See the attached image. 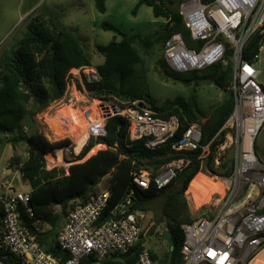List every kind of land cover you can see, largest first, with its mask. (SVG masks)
Listing matches in <instances>:
<instances>
[{"label": "built area", "instance_id": "built-area-1", "mask_svg": "<svg viewBox=\"0 0 264 264\" xmlns=\"http://www.w3.org/2000/svg\"><path fill=\"white\" fill-rule=\"evenodd\" d=\"M178 10L191 40L199 43L200 47H187L181 34L174 33L165 44V63L177 73L202 71L223 62L230 51L234 107L217 135L236 128L232 174L220 179L224 189L222 204L213 217H201L181 225V264H250L264 249V161L256 151V140L264 126V87L262 82H258L264 72L256 68L264 46V0H188ZM256 34L262 36L258 53L246 59V47ZM76 75L80 76L81 84L83 76L88 83L99 80L96 71H89L86 67L71 69L64 96L71 82L72 88L76 87ZM111 102L100 101L99 114L88 127V137L78 153L75 152L76 145H65L44 156L46 171L63 168L68 175L72 165L68 160L76 159L91 138L96 141L105 136V125L115 116L122 117L129 124L130 141L142 140L150 151L169 146L175 152L199 151V159L209 155L212 141L201 144L200 123L193 122L176 138L180 120L175 114L158 116L144 100L123 106ZM50 115L49 111L45 118L48 126L47 117ZM190 162L187 157L172 160L155 176L134 174L131 182L140 189H148L153 184L157 190H162ZM14 182L12 175L0 180V250L4 259L14 256L20 264H84L85 261L89 264H113V261L129 254L141 240L143 229L139 218L136 213L128 212L129 197L111 211L105 222L99 223L110 197L107 182L104 189L96 191L85 204L71 202L65 223L56 237L66 258H55L46 253L34 236L21 226V209L29 217H34L28 207L31 190H18ZM0 264L4 263L0 260ZM134 264L157 262L143 249Z\"/></svg>", "mask_w": 264, "mask_h": 264}, {"label": "trees", "instance_id": "trees-1", "mask_svg": "<svg viewBox=\"0 0 264 264\" xmlns=\"http://www.w3.org/2000/svg\"><path fill=\"white\" fill-rule=\"evenodd\" d=\"M104 2L105 0L95 2L100 13L105 12ZM140 4L150 7L154 17L163 18L165 25L148 35H122L119 41L113 40L105 46H97L96 51L104 57V62L94 68L99 80L88 83L83 76V86L91 98L113 101L120 106L124 104L118 101L119 98L129 102L144 100L149 104L132 85L137 79L136 67L141 64L140 52L160 43L165 47L174 33L181 34L187 47H200L199 43L191 40L178 8L166 5L160 0H139L132 14H136ZM101 27L119 33L109 23H102ZM261 37L256 34L249 41L245 50L246 59H251L258 53ZM229 56L230 51L227 53V57ZM225 60L205 69L209 80L221 89L228 86L226 82L230 81L233 71V66L228 65ZM82 67L93 69L79 39L63 29L52 15L48 18L41 15L29 17L15 49L0 58V133L8 135L9 142H24L28 154L20 166L17 159L11 158L12 166L19 169L22 181L31 187L28 207L34 217H29L21 209V226L34 236L46 253L65 259L66 255L56 241L61 214L54 212V208L59 207L65 214L71 202L80 201L85 204L96 193L94 189L98 183L107 176L110 197L99 223L105 222L111 216V211L124 203L127 197L131 203L128 206L129 213L146 212L150 202L164 198L161 213L167 220V229L172 235L174 247L169 264H180L183 243L180 227L195 221L187 210L184 193L205 161L199 159V151L175 152L169 146L150 151L145 148L142 140L130 141L129 124L122 117L115 116L107 121L105 136L96 139L95 145L102 144L105 149L95 152L100 145L95 148V145L86 146L75 160L80 161L88 153L95 152L94 155L83 162L72 164L69 174L66 175L63 168L46 171L44 156L57 147L68 145L69 141L50 143L42 133L27 135L22 129L24 120L33 124L38 113L63 98L68 72ZM167 68L169 69L168 66ZM167 68L164 70L165 74L168 73ZM83 86L77 81L79 90H83ZM233 107L234 98L230 91L229 97L213 110L205 123H201V144L212 141L206 158L209 167L213 165L216 149L224 141L225 132L217 134L231 116ZM151 109L161 117L175 114L179 118L180 128L176 138L197 121L181 100L166 104L159 110ZM181 157H187L190 164L164 189L157 190L153 184L148 189H140L132 184L134 174L149 173L155 176L168 162ZM232 163L233 160L231 165H227L224 176H231ZM36 221L47 223L51 229L46 232L38 231L34 226ZM143 249L140 241L129 254L112 263L134 264ZM2 256L0 250V260L4 264H20L19 259L14 256H7L5 259ZM168 257L169 251L164 258V264H168ZM84 264L89 263L85 261Z\"/></svg>", "mask_w": 264, "mask_h": 264}, {"label": "rangeland", "instance_id": "rangeland-1", "mask_svg": "<svg viewBox=\"0 0 264 264\" xmlns=\"http://www.w3.org/2000/svg\"><path fill=\"white\" fill-rule=\"evenodd\" d=\"M160 1L174 8H179L183 2L188 0ZM95 2L96 0H0V58L15 49L18 40L23 35L29 17L36 15L45 18H48L49 15L54 16L63 29L79 39L80 45L93 67V69L88 68L89 71H95L94 68L104 62V57L96 51L97 46H105L113 40L119 41L122 35H148L159 30L166 23L163 18H155L152 9L145 4H140L136 14H132V10L138 5L139 0H105L104 13L97 10ZM102 23L111 24L119 33L104 30L101 27ZM164 50V44L160 43L140 52L141 64L136 67L137 79L132 83L134 90L146 98L154 110H159L175 100H181L189 108V114L197 119L195 122L205 123L213 110L229 97L233 82V71L230 81L227 80L226 82L228 86L221 89L209 80L206 70L186 73L170 71L164 60ZM226 58V63L233 66L231 56ZM166 68L168 69L167 74L164 73ZM256 68L264 72V46L259 53V62L256 64ZM76 77L74 79L76 87L72 88L71 82L66 95L61 100L52 103L46 111L38 113L33 124H30L28 120L23 121L22 129L27 135L38 132L47 137L50 143L65 139L69 141V146L74 145L72 137L67 138L66 136L56 139L53 133L54 129L45 123V118L49 111L53 115L61 108L69 106L65 109H69L65 112V117L71 119L75 113L84 111L94 102H97L95 107L99 114L98 106L102 100L91 98L83 83V90H79L77 81H79L80 76L76 75ZM258 80V82H262L261 85L264 87V74ZM118 101L123 104L130 103L121 98ZM235 130L236 128L233 127L225 131L224 141L214 153L212 167L207 165L208 159L205 158L206 162H202L196 180L204 176L205 179L200 181L201 191H198L199 194L190 187L184 193L189 215L195 220L201 217H213L222 204L224 189L220 179L226 177L223 173L231 165L232 160V166L235 162ZM7 137L9 136L0 133V174L8 175L6 174L7 171L14 174L17 171L14 182L15 187L22 191H28L31 189L30 185L22 181L19 169L13 167L11 162V158L14 157L18 160V166L22 165L28 157L26 144L24 142H9ZM96 143L95 139L91 138L88 146ZM104 149L105 147L100 145L95 152ZM256 151L258 157L264 161V126L256 140ZM93 153L86 154L80 161L75 159L68 161L72 164L80 163L91 157ZM49 159H52V157H49ZM4 177H0V180ZM107 180L108 177H104L94 190H103ZM163 205L164 198L161 197L150 202L147 205L148 210L146 212H139L143 215L141 227H144L143 233L146 235L144 242L148 249L155 242V237L151 236L150 233H159L160 230L167 229V220L161 213ZM69 208L70 206L66 209L65 214H67ZM54 212L61 214L60 227L66 215L59 207H55ZM38 229L43 228L40 226Z\"/></svg>", "mask_w": 264, "mask_h": 264}, {"label": "bare ground", "instance_id": "bare-ground-1", "mask_svg": "<svg viewBox=\"0 0 264 264\" xmlns=\"http://www.w3.org/2000/svg\"><path fill=\"white\" fill-rule=\"evenodd\" d=\"M96 103L97 102H94L90 107H88L84 111H79L75 113L74 117L71 119L65 117V112L69 110L65 109L69 106H65L53 115L47 117V122L49 126L54 129V137L56 139H60L66 136L72 137V139L74 140L73 143L74 145H76L75 152L78 153L88 137V127L98 116V112L95 107ZM80 117H82L83 119H81ZM58 156L60 159V155ZM197 177L198 176H196L195 179L189 185L190 189H192L196 193H198V191H201L200 181H203L205 179L204 176L202 178H199V180H196ZM250 264H264V249L254 257Z\"/></svg>", "mask_w": 264, "mask_h": 264}, {"label": "crops", "instance_id": "crops-1", "mask_svg": "<svg viewBox=\"0 0 264 264\" xmlns=\"http://www.w3.org/2000/svg\"><path fill=\"white\" fill-rule=\"evenodd\" d=\"M100 145H102V144H100ZM102 146H104V145H102ZM12 173L13 172H11V171H7L6 174H8V175L0 174V177L12 175L15 178L17 171L14 174H12ZM18 190H20V189H18ZM30 190H28V191H30ZM136 215L139 218V223L141 225V220L143 218V215L141 213H139V212H137ZM65 218H66V216H64L63 222L61 223V226L58 228V231L63 227L62 224L65 223ZM34 226L40 232H46V231L51 229L50 225H48L47 223L41 222V221H36L34 223ZM37 226L38 227L41 226L43 229H38ZM142 229H144V227H142ZM0 231H1V218H0ZM162 231H164V230H160L159 233H150L151 236L155 237V240H154L155 242H154L153 246H151L149 249L146 248V246H145V242H144L145 241V237H146L145 233L142 234L143 236L141 237V240H140L142 245H143V248L146 249L149 252L150 256H152L154 258L153 260H155L157 262V264H164V258H165L166 253L168 251H169V255H170V250H169L168 244L165 242V240L163 238L160 237V236H162ZM171 257H168V261H167L168 264L171 263L170 262L171 261Z\"/></svg>", "mask_w": 264, "mask_h": 264}, {"label": "water", "instance_id": "water-1", "mask_svg": "<svg viewBox=\"0 0 264 264\" xmlns=\"http://www.w3.org/2000/svg\"><path fill=\"white\" fill-rule=\"evenodd\" d=\"M149 1H152V0H149ZM131 204V203H130ZM129 204V205H130ZM162 238L165 240V242L168 244L169 246V250H170V255L169 257L172 256V252H173V242H172V235L171 233L166 229L162 232Z\"/></svg>", "mask_w": 264, "mask_h": 264}]
</instances>
